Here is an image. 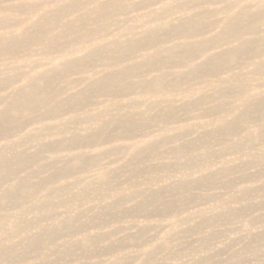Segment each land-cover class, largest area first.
<instances>
[{
    "label": "bare ground",
    "instance_id": "obj_1",
    "mask_svg": "<svg viewBox=\"0 0 264 264\" xmlns=\"http://www.w3.org/2000/svg\"><path fill=\"white\" fill-rule=\"evenodd\" d=\"M150 2L0 0V67L9 59L31 68L26 85L15 87L11 98L2 93L10 84H17L20 76L0 79V264H21L30 259H34L30 264H61L86 255L116 254L142 240L150 228L144 224L134 235L118 239L114 233L80 235L107 222L136 218L139 213L145 214V220L177 218L179 202L201 200L192 193L193 187L207 190L218 183L231 187L238 178L256 186L241 189L224 207L201 216L196 229H209L211 234L200 243L195 241L199 246L189 245L194 252H205L209 244L232 230L229 226L218 232L219 226L239 223L240 233L246 235L243 248L226 261L205 256L198 264H245L253 247L257 249L253 256L260 257L264 231L254 233L252 227L264 223V152L254 155L251 162L235 161L217 172L208 170L199 178L192 172L209 167L216 144L221 145V153L231 155L240 153L244 145L256 149L257 144H264V91L252 96L248 85L253 82L261 89L264 78V0H177L140 16L137 20L142 28L122 26L113 40L96 41L111 26L119 25L116 18L140 12ZM216 4L221 5L213 8ZM33 15L34 20L22 21L23 16ZM172 16L176 17L169 23L164 21ZM165 40L175 43L168 46ZM84 42L90 44L86 53L70 59ZM53 53L58 58L52 67L37 66L33 61L36 55L45 59ZM97 67H101L100 73ZM88 70L93 77L84 89L61 100L82 83L72 80V74ZM182 87L183 103L177 107L169 98ZM155 88L162 90L163 99L146 109V96ZM100 98L126 99L127 105L119 106L115 113L109 108L102 110L84 134L52 139L55 132L64 133L73 127L62 122L64 115L75 116ZM237 101L242 102L241 108ZM163 107L172 114H165ZM177 112H185V124L172 136L146 139L153 122L174 119ZM191 118L199 123L191 125ZM45 122L51 124L42 131L30 130L34 124ZM193 133L199 136L189 140ZM177 142L171 152L181 162L160 164L163 147ZM32 148L35 151L29 152ZM197 149L203 150L204 159L191 155ZM63 151L70 154L61 162L59 154ZM111 155L124 157L121 166L88 184L82 176ZM155 160L157 164L146 168ZM182 163L190 171L182 180L164 190H139L137 178L146 181L149 172H165L169 178ZM70 178L84 199L98 201L97 210L85 221L81 216L61 218L58 214L59 208L73 209L78 201L71 195L73 186L66 184ZM113 181H118L116 187ZM120 181L132 183L133 190L120 188ZM56 183L61 186L55 187ZM254 198L259 201L255 203ZM130 202H134L133 209L126 207ZM234 202H242V206L235 209L231 205ZM192 231L180 224L171 225L158 249L170 248L173 241L190 236ZM63 238L72 239L60 247L56 241ZM154 254L150 251L147 256L153 258ZM128 263L127 258L115 261Z\"/></svg>",
    "mask_w": 264,
    "mask_h": 264
},
{
    "label": "rangeland",
    "instance_id": "obj_2",
    "mask_svg": "<svg viewBox=\"0 0 264 264\" xmlns=\"http://www.w3.org/2000/svg\"><path fill=\"white\" fill-rule=\"evenodd\" d=\"M153 2H150L146 9L140 11L131 13L128 17H121L116 18L119 22V25H113L103 37L96 38V41L98 43H104L109 42L113 40L114 35L117 33L118 28L125 26L126 28L134 27V28H142V25L137 20L140 16L146 14L150 15L153 12L160 11L166 6H171L175 1L177 0H152ZM221 4H216L213 6V8H219ZM176 16L179 15V12L177 10L175 11ZM176 16L168 17L164 21L166 23H169L173 18ZM36 18L35 15L33 16H23L22 21L24 23H28L30 21L27 20H34ZM219 28V27H217ZM11 31L8 30V33ZM14 32H12L13 34ZM175 42L170 40H165L164 44L168 46L174 45ZM90 48V44L88 42H84L81 45L78 46L77 51L75 54L70 57V59H79L81 58L86 51ZM36 53V52H35ZM58 54L53 53L49 55L48 58H40L38 55L34 56L33 61H35L37 66H44V67H52L57 63ZM138 59L141 60L142 57L139 55ZM3 70V73L0 75V79L9 78L12 74L19 75L20 77H17L16 83L10 84L5 90L3 91L2 95L5 97L11 98L15 92V87H22L26 85V78L31 72V68L28 67V65L21 64L16 61H10L9 59H4L1 67ZM234 67H232L233 69ZM101 67H97L96 72L100 73ZM251 71V67H249L245 72L246 76L249 75V72ZM238 70L234 69V73H237ZM99 77V75H96ZM225 76H228L225 74ZM93 77V74L91 71H86L84 74H72L71 79L77 80L80 79L82 83L79 82V85L72 91H68L66 94L62 95L60 97L61 100H65L71 95L76 94L78 91L84 89L86 86V82H88ZM223 77V75H222ZM11 79H14L11 78ZM260 84L262 86L261 89H256V83L248 82V85L250 86L249 93L252 96L257 95L258 93H261L264 91V78L260 81ZM184 90L182 87L181 90H179V93L173 97H170L169 99L173 100L177 107L181 106L183 103V97L181 95V92ZM162 90L160 88H155L154 92L151 95L146 96V109L149 106L158 104L162 101ZM241 101H237L236 106L238 108H241ZM127 105L126 99H116V100H109L106 101L102 98H100L96 103H91L87 108H84L80 110L75 116L71 114L64 115L61 120L63 123L73 125V127L69 128V131L60 133L55 132L53 134L52 139H59L63 137H70L74 133H80L84 134L88 127L92 126L93 119H95L97 116H99L100 112L104 109H110V113H115L119 106H125ZM163 109H166L165 114L171 115L172 112L167 109L166 107H163ZM186 118L185 112H177L176 118L171 119L169 121H161V122H153L151 127L147 130L146 133V139H158L162 136H172L175 131L180 129L185 122L182 121ZM167 123V126H165ZM189 123L191 125H197L199 123V120L196 118H191L189 120ZM51 124V122H45V123H38L34 124L30 130L32 132H40L42 129ZM199 134L193 133L189 136V140H195ZM176 144H170L163 147V151L165 152L164 157L162 160L159 161L160 164H163L165 166H168L170 164H174L176 162H181L180 157H176L173 155L171 150L177 145ZM3 145L0 144V147ZM106 148L108 146H105ZM214 151V157L213 160L209 163V167L206 170L202 169H195L193 170V175L195 178H199L203 174L207 173L208 170H211L212 172H217L220 170V168L223 165L226 164H232V162H251L252 157L256 154H260L261 152H264V144H257L256 149H251V146L244 145L240 153H237L235 155L231 154H223L221 153V145L216 144L213 147ZM35 151L34 148L30 149L29 152ZM89 153L90 151L87 150ZM100 150H98L99 152ZM69 154L66 151L60 152V157L62 159L61 162H64L68 160ZM194 157H198L200 159L205 158V154L203 153L202 149L195 150L192 154ZM48 161L50 160V156H47ZM123 156L119 155H111L107 156V158L100 161L99 165L92 168L91 172H88L86 175H83V179L88 183H94L99 178H101L104 174L108 172H116V170L121 166L123 162ZM44 164L46 161L43 162ZM158 161H151L147 163L146 168H149L152 165L157 164ZM256 168L254 167L252 171H255ZM190 172L187 170L184 163L180 164L174 172L170 174V177L168 178V175L165 172H149V174H146V181L142 178H137V182L139 184V190L144 192H152L155 190L167 188L171 184H174L180 180L183 179V177ZM165 175L167 177H165ZM118 181H113L114 186L118 185ZM66 184L73 186L71 189V195L78 198V201L73 209L69 210H63L62 208L58 209L59 216L62 217H75V216H81V220L85 221L89 219L93 212L97 210L96 206L98 205V201H95L94 199H84L86 196L81 193L80 188L77 186H74V179L70 178L67 180ZM120 188L126 191H132L133 186L130 182L120 181ZM61 186L60 183H56L55 187ZM256 186L255 183H244L242 180L238 178L236 183L231 186H224L223 183H218L217 185L207 189V190H198L195 187H193L194 190H192V193L196 196H198L201 200L199 201H193V202H179L178 203V209L180 212V215L177 218H166V217H153L150 220H145V214L139 213L136 218H133L132 216H128L124 220H116L113 222H107L100 226L99 228H96L95 230L91 231L90 233H84L80 235L81 238H84L85 234L90 235H99L104 236L109 233L115 234V239L122 238L128 234L134 235L137 232V229L146 224L150 228V232L147 233L142 237V240H139L135 243H132L124 248H121L116 254H106L102 253L95 257L91 255H86V257L81 258L79 261H66L61 264H115L116 259L118 258H127L130 260V263L128 264H198L200 261H202L205 256L213 257L215 260H227L232 254L239 252L243 246L245 245V237L246 235L242 236L240 233V224L239 223H233V224H223L217 228L218 232L225 231L229 226H231V231H228L224 233L223 236L218 238L217 240H214L211 244L207 246L205 249V252H194L191 250L190 243H195V241L199 242L202 238L208 236L211 234V231L209 229L199 232L196 229V225L200 221V217L203 216L206 213H212L216 208L224 207L228 200L238 194L241 189L243 188H254ZM255 203L259 201V199H253ZM233 208L238 209L242 206V202H234L231 204ZM134 202H130L127 204V208L133 209ZM147 217V214H146ZM147 219V218H146ZM140 224L139 226L135 224ZM173 224H180L183 228L186 229H193V231L190 233V236L184 237L181 240L173 241L170 248L167 249H158V246L161 243V239L167 234L170 230V226ZM257 226V227H256ZM254 233H259L260 231H264V223L259 225H254L252 227ZM72 238H63L56 241V244L60 247H62L66 243H70ZM200 243V242H199ZM196 246H199L197 244ZM264 246V245H263ZM262 247V246H258ZM249 249V248H248ZM253 250L251 252L252 255H250L248 259V263L245 264H264V247L262 248V251L260 253V257L253 256L255 250H257L255 247L250 248ZM153 251L155 252L153 258H149L147 254ZM258 252V251H257ZM146 254V256H145ZM34 259L26 260L21 264H30ZM13 264H19V263H13Z\"/></svg>",
    "mask_w": 264,
    "mask_h": 264
}]
</instances>
